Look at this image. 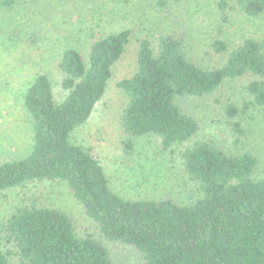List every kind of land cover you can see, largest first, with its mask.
<instances>
[{
    "label": "trees",
    "instance_id": "16d2710c",
    "mask_svg": "<svg viewBox=\"0 0 264 264\" xmlns=\"http://www.w3.org/2000/svg\"><path fill=\"white\" fill-rule=\"evenodd\" d=\"M170 2L150 0L162 14ZM21 4L28 2L0 0V10L14 12ZM214 4L220 33L234 10L264 17V0ZM38 37L33 33L27 42L39 43ZM135 39L136 71L118 83L128 97L120 116L126 154L146 139H159L165 149L180 147L183 166L198 185L197 194L185 204L119 194L93 148L72 141L104 98L115 65ZM212 50L226 54L227 60L206 68L191 58L186 31L165 29L153 38H139L134 28L124 26L93 31L88 57L73 46L60 51L56 70L61 100L51 74L37 72L24 95L33 127L32 150L0 163V194L34 182H64L97 224L99 237L79 235L72 216L63 210L22 203L2 224L18 260L0 250V264H115L107 242L132 247L141 259L137 264H264L260 160L251 151L233 153L213 139L198 138L200 122L186 105L220 93L228 81L247 79L242 109L224 104L227 129L239 140L244 131L235 119L241 110L264 113V38L247 37L233 47L218 38Z\"/></svg>",
    "mask_w": 264,
    "mask_h": 264
},
{
    "label": "rangeland",
    "instance_id": "374dc122",
    "mask_svg": "<svg viewBox=\"0 0 264 264\" xmlns=\"http://www.w3.org/2000/svg\"><path fill=\"white\" fill-rule=\"evenodd\" d=\"M14 12L0 10V163L22 158L32 150L33 127L24 107V95L37 72H48L61 100L58 54L73 46L88 57L93 31L124 26L134 28L139 38L155 37L159 31L177 29L189 35L191 58L203 67H219L227 55L212 50L224 38L233 47L247 37L264 38V17H250L234 10L223 32L217 28L214 0H171L163 14L150 0H26ZM234 5L236 1L232 2ZM24 10L25 13L24 14ZM157 12V13H156ZM163 16V17H162ZM23 29L25 36L21 35ZM36 33L39 43L30 45ZM32 38V37H30ZM135 39L126 55L115 65L113 77L90 119L72 135V141L92 147L100 159L111 187L132 199L171 198L188 203L198 185L187 174L179 156L180 147L165 149L159 139L142 140L126 154L120 116L128 97L118 83L134 75L138 61ZM247 79L228 81L216 95L191 99L186 105L200 122L198 138L213 139L227 151H251L264 169V113L258 108L241 110L235 119L244 131L236 140L229 132L224 104L242 109ZM228 128V129H227ZM58 208L69 213L81 236L99 237L97 224L60 181L34 182L0 194V250L18 260L14 244L7 240L2 224L19 204ZM115 264H137L141 260L130 246L107 242Z\"/></svg>",
    "mask_w": 264,
    "mask_h": 264
}]
</instances>
